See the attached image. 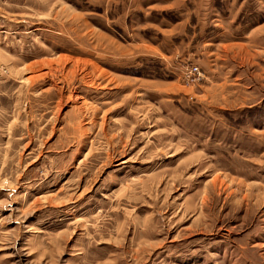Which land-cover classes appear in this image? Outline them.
Returning a JSON list of instances; mask_svg holds the SVG:
<instances>
[{
    "label": "rangeland",
    "instance_id": "1",
    "mask_svg": "<svg viewBox=\"0 0 264 264\" xmlns=\"http://www.w3.org/2000/svg\"><path fill=\"white\" fill-rule=\"evenodd\" d=\"M0 264H264V0H0Z\"/></svg>",
    "mask_w": 264,
    "mask_h": 264
},
{
    "label": "built area",
    "instance_id": "2",
    "mask_svg": "<svg viewBox=\"0 0 264 264\" xmlns=\"http://www.w3.org/2000/svg\"><path fill=\"white\" fill-rule=\"evenodd\" d=\"M197 69L193 66V67H191L189 70H188V72L186 73V77L188 78V82H190V81H194L195 80V78L193 77V74L194 73H196L197 74V72L198 71H196Z\"/></svg>",
    "mask_w": 264,
    "mask_h": 264
}]
</instances>
